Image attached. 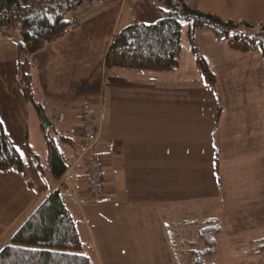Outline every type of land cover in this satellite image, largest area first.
Listing matches in <instances>:
<instances>
[{
  "label": "crops",
  "instance_id": "1",
  "mask_svg": "<svg viewBox=\"0 0 264 264\" xmlns=\"http://www.w3.org/2000/svg\"><path fill=\"white\" fill-rule=\"evenodd\" d=\"M183 1L223 21L264 26V0ZM72 15L70 20L78 27L29 60L33 98L38 99L43 114L53 125L55 114L66 116L65 123L55 125L69 139L61 141L69 169L51 187L27 150L26 128L21 124L27 104L16 84L19 34L0 36V122L31 183L27 187L14 171L0 172V244L51 188L61 192L80 242L84 238L88 244L97 233L100 237L114 234L117 244L121 241L117 231L125 222L133 223L135 231L161 228L162 213L174 212L178 198L206 199L211 192L217 196L222 188L218 178L227 186L243 172L246 183L264 188V129L252 124L223 125L222 108L214 128L218 105L224 101L221 86L232 81L240 86L243 72L250 69L264 80L255 40H234L233 36L230 40L208 30L194 33L197 53L209 69L217 66V70L211 69L216 80L213 93L196 76L187 26L181 30V50H187L185 64L180 63L176 71L105 69V57L117 31L134 21L152 25L161 19L155 0H92ZM213 59L215 64H211ZM84 104L91 107L93 121L100 127L96 149L102 145L105 149L100 155L104 200L96 205L87 199L86 167L78 158L79 115ZM215 159L218 173L214 171ZM251 178L254 181L249 182ZM225 192L230 193L226 187Z\"/></svg>",
  "mask_w": 264,
  "mask_h": 264
},
{
  "label": "trees",
  "instance_id": "2",
  "mask_svg": "<svg viewBox=\"0 0 264 264\" xmlns=\"http://www.w3.org/2000/svg\"><path fill=\"white\" fill-rule=\"evenodd\" d=\"M87 1L92 0H0V36L9 37L13 28L19 29L20 41L16 46V84L25 101L35 106L40 122V117L44 114L41 106L33 100L29 73L30 57L76 29L78 23L66 20L65 15ZM155 3L156 9L162 14L159 21L152 25L134 21L115 33L105 57L106 70L129 69L154 73L176 71L181 54L182 23L187 26L196 69L213 93H216L215 76L197 53L193 39L196 31L208 30L217 37L232 35L234 40L244 38L258 41L264 66V26L255 27L243 22L223 21L192 9L183 0H155ZM219 117L220 105L214 128ZM51 129L57 134L54 125L44 134L47 145L45 170L38 157L27 148L50 187L60 182L69 169L66 156L56 145L57 141L61 144V141L64 143L69 139L57 134L58 139L55 141L47 135ZM214 169L215 173H218L217 159ZM8 171L17 173L27 187H31L25 166L0 122V172ZM218 181L220 182L219 178ZM201 225L199 229L196 228L194 239L189 242L187 237L180 239L188 242L184 253L190 257L189 264H205V260L212 258L217 239L221 235L222 225L219 220H205ZM7 239L8 244L0 250V264H92L88 257L77 253L81 250L79 234L59 190L51 188ZM258 244V249L264 251V240L258 241ZM184 245L186 243H183Z\"/></svg>",
  "mask_w": 264,
  "mask_h": 264
},
{
  "label": "rangeland",
  "instance_id": "3",
  "mask_svg": "<svg viewBox=\"0 0 264 264\" xmlns=\"http://www.w3.org/2000/svg\"><path fill=\"white\" fill-rule=\"evenodd\" d=\"M161 7L163 8L162 5ZM72 16V11H69L65 19L70 20ZM185 26L186 23H182L181 30L185 29ZM11 33L19 34L18 27L13 28ZM229 37L232 40V35ZM254 44L257 45L258 50V41L255 40ZM189 51L192 54V51ZM186 55L187 50H181L179 66L180 63L185 64ZM256 57L259 58L257 55ZM223 60L226 61L227 58L223 57ZM211 64H215V59ZM216 67L211 66V69L215 71ZM211 69L209 70L213 72ZM242 75L244 80L240 86L236 87L234 84L236 82L232 81L220 87L222 97H224V101L219 104L220 109H223L222 123L232 127L235 124H243V126L252 124L254 128L264 129V80L258 77V71L255 75V71L251 69L243 72ZM196 76H200L198 71ZM30 87L33 91L32 83ZM33 100L34 103L39 104L38 99L33 98ZM23 104L21 103L20 106ZM26 104L25 112L27 113H24L21 118V124L23 129L26 128L25 137L28 138L29 149L38 157L40 165L45 168L47 145L44 134L46 131L41 128V122L36 117L33 103L26 102ZM57 125L61 126V124ZM54 128L57 134H62L61 129L55 124ZM57 134L51 129L47 135L57 141ZM56 145L61 149L59 141ZM256 149L259 151L261 147L257 146ZM242 176H244L243 172L237 173L227 186L224 181L220 180V188H222L217 196L211 192L206 199L178 198L174 212L164 211L162 213L166 218L162 215L161 228L158 226L150 228L149 226L148 230L146 228L144 231H135L133 223L125 222L117 231L121 239L117 244L114 242L117 239L114 234L109 233L100 237L97 233L94 241L89 244L83 238L81 250L77 253L88 257L92 264H189L190 257L184 253L187 250V243L194 239L196 228L202 226L201 223L205 220L216 219L222 225L221 235L217 239L213 257L205 260V264L209 262L214 264H264V251L258 249L260 245L258 241L264 240V188L260 187V184L256 188L249 185ZM251 181L254 179H249V182ZM225 187L230 193L225 192ZM186 224L191 225L186 226ZM81 230L85 232L83 224H81ZM180 239H186L188 242ZM129 242L132 245H129ZM183 243L186 245L183 246ZM7 244L8 239L1 242L0 250Z\"/></svg>",
  "mask_w": 264,
  "mask_h": 264
},
{
  "label": "built area",
  "instance_id": "4",
  "mask_svg": "<svg viewBox=\"0 0 264 264\" xmlns=\"http://www.w3.org/2000/svg\"><path fill=\"white\" fill-rule=\"evenodd\" d=\"M93 110L89 105L85 104L80 109L81 144L79 147L78 158L84 162L86 167V178L88 181L87 199L92 204L102 203L103 194V178L100 155L105 152L104 145L99 150L96 149L100 141V127L95 125L93 121ZM65 114L59 113L54 116L57 124L65 122Z\"/></svg>",
  "mask_w": 264,
  "mask_h": 264
},
{
  "label": "water",
  "instance_id": "5",
  "mask_svg": "<svg viewBox=\"0 0 264 264\" xmlns=\"http://www.w3.org/2000/svg\"><path fill=\"white\" fill-rule=\"evenodd\" d=\"M40 120L42 130L47 131L51 127V123L49 122L48 118L45 115H42Z\"/></svg>",
  "mask_w": 264,
  "mask_h": 264
}]
</instances>
